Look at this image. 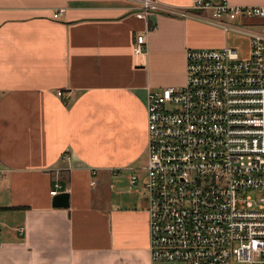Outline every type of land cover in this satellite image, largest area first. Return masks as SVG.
<instances>
[{
  "label": "crops",
  "instance_id": "1",
  "mask_svg": "<svg viewBox=\"0 0 264 264\" xmlns=\"http://www.w3.org/2000/svg\"><path fill=\"white\" fill-rule=\"evenodd\" d=\"M139 5L0 0V264H178L149 255L147 93L181 87L186 49L229 46L228 32L138 19ZM236 24L258 30L264 19ZM139 34L143 56L132 51ZM243 37L245 54L234 48L247 58ZM132 175L139 188L129 186ZM55 184L69 194L68 208L52 207Z\"/></svg>",
  "mask_w": 264,
  "mask_h": 264
},
{
  "label": "built area",
  "instance_id": "2",
  "mask_svg": "<svg viewBox=\"0 0 264 264\" xmlns=\"http://www.w3.org/2000/svg\"><path fill=\"white\" fill-rule=\"evenodd\" d=\"M139 4L138 19H190L249 41L247 58L227 45L186 49L183 85L147 93L150 259L264 264V32L236 24L264 19V6L228 0H191L180 8L155 0ZM146 44V35H137L133 54L143 56ZM136 183L132 175L129 186ZM59 189L55 184L50 194Z\"/></svg>",
  "mask_w": 264,
  "mask_h": 264
},
{
  "label": "rangeland",
  "instance_id": "3",
  "mask_svg": "<svg viewBox=\"0 0 264 264\" xmlns=\"http://www.w3.org/2000/svg\"><path fill=\"white\" fill-rule=\"evenodd\" d=\"M258 31H264V27H261L258 29ZM227 42L229 46H233L238 48V50L244 55L245 54V46H246V42H245V38L242 35L236 34L234 32H228L227 35ZM148 156V153H147ZM147 162V160H146ZM142 184L141 179L137 182V187L139 188V186ZM135 189V188H133ZM159 264V263H157Z\"/></svg>",
  "mask_w": 264,
  "mask_h": 264
},
{
  "label": "water",
  "instance_id": "4",
  "mask_svg": "<svg viewBox=\"0 0 264 264\" xmlns=\"http://www.w3.org/2000/svg\"><path fill=\"white\" fill-rule=\"evenodd\" d=\"M69 194L66 192L59 193L52 198V207L54 208H68Z\"/></svg>",
  "mask_w": 264,
  "mask_h": 264
}]
</instances>
